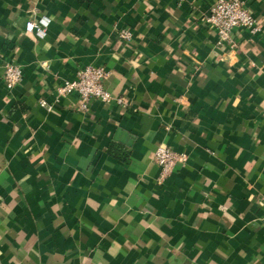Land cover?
<instances>
[{
  "label": "crops",
  "instance_id": "crops-1",
  "mask_svg": "<svg viewBox=\"0 0 264 264\" xmlns=\"http://www.w3.org/2000/svg\"><path fill=\"white\" fill-rule=\"evenodd\" d=\"M216 1L0 0V264H264V0L235 49ZM87 65L113 99L83 109Z\"/></svg>",
  "mask_w": 264,
  "mask_h": 264
},
{
  "label": "built area",
  "instance_id": "built-area-1",
  "mask_svg": "<svg viewBox=\"0 0 264 264\" xmlns=\"http://www.w3.org/2000/svg\"><path fill=\"white\" fill-rule=\"evenodd\" d=\"M203 19L215 29L218 36L217 44L230 49H235L238 45L234 35L236 28L246 27L252 33L261 30L257 17L250 11L244 0H217ZM26 29L31 32L46 30L34 22H28ZM120 37L129 40L131 33L124 30L120 33ZM107 76L108 71L103 66L87 65L77 71L75 78L60 84L57 92L61 96L77 94L82 108L88 109L92 100L109 102L113 99L112 94L105 88L104 81ZM22 77L23 71L19 64L9 62L5 65L3 80L8 89H13L19 84ZM118 101L121 102L122 98H118ZM41 104L45 106L46 102L42 101ZM154 157L161 166L162 177L172 173L176 163L185 159V156L164 145L156 148Z\"/></svg>",
  "mask_w": 264,
  "mask_h": 264
}]
</instances>
